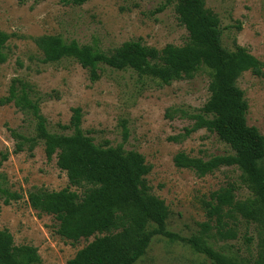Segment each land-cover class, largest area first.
I'll list each match as a JSON object with an SVG mask.
<instances>
[{
  "label": "rangeland",
  "instance_id": "rangeland-1",
  "mask_svg": "<svg viewBox=\"0 0 264 264\" xmlns=\"http://www.w3.org/2000/svg\"><path fill=\"white\" fill-rule=\"evenodd\" d=\"M176 4V0H88L75 6L62 0H0V31L10 36L4 48L7 60L0 63V99L11 92L18 97L25 94L38 105L48 130L56 134L71 133L61 126L68 125L73 109L80 108L81 128L96 145L117 147L124 143L125 151L144 156L151 166L146 177L150 193L169 208L167 229L189 238L207 221L205 203L211 194L228 182H238L241 175L235 167H222L201 177L174 163L180 152L205 161L233 154L205 128L187 133L195 125L191 116L199 114L210 98L207 72L202 69L191 78L159 85L146 74L100 66L92 80L90 72L72 58L44 62L35 44L39 37L55 35L107 54L130 41L157 50L167 45L181 47L188 43L189 35L178 19ZM204 7L218 18L226 49L242 47L264 63V0H204ZM237 86L248 105L247 124L264 137V76L244 72ZM124 127L128 130L126 141ZM14 131L35 137L31 115L10 102L0 106V152L9 153L0 168V186L21 199L6 205L0 197V230H9L17 246L37 248L41 264H67L96 236L103 235L66 240L57 234L54 216L31 207V192L61 191L70 186L69 180L57 166L56 157L47 159L42 141L32 151L26 145L23 152L15 153ZM247 195L242 191L238 198ZM210 244L239 259L253 261L257 256L255 228L244 221L236 240H212ZM137 264L212 263L183 242L155 237Z\"/></svg>",
  "mask_w": 264,
  "mask_h": 264
},
{
  "label": "trees",
  "instance_id": "trees-1",
  "mask_svg": "<svg viewBox=\"0 0 264 264\" xmlns=\"http://www.w3.org/2000/svg\"><path fill=\"white\" fill-rule=\"evenodd\" d=\"M24 1V0H20ZM88 0H62L66 5L81 6ZM176 14L186 28L189 41L162 50L140 41L124 43L107 54L96 47L64 41L55 35L35 40L44 62L55 63L72 58L88 70L92 80L96 71L106 66L117 71L133 70L146 74L159 85H170L182 78H191L204 69L210 79V98L195 120L192 131L205 128L227 144L233 154L209 160L192 158L180 152L174 157L176 167L189 169L198 176L213 174L222 167H235L240 180L228 182L214 192L205 203L207 221L197 235L180 237L167 229L169 208L150 193L146 177L151 172L142 154L117 147L96 145L81 128L82 110L75 108L68 125L61 126L69 134L52 133L38 105L25 94L11 92L0 99V106L13 102L34 121L35 137L12 132L15 153L32 151L42 141L47 159L57 158V166L66 173L69 187L61 191H34L29 204L41 214L54 216L57 234L77 242L95 235V240L80 250L67 264H137L147 253L155 237L183 242L196 254L204 255L212 264H264V137L247 124L248 105L237 86L238 78L250 71L264 76V63L246 49H226L221 40L218 18L204 7V0H176ZM10 36L0 31V63L7 60L4 48ZM124 141L128 130L124 127ZM9 153L0 152V168ZM71 187L77 190H71ZM247 191L242 199L238 194ZM4 204L21 199L0 186ZM244 221L257 234V256L249 261L214 249L210 242L234 241ZM248 243L252 238L246 239ZM37 248L17 246L7 229L0 230V264H41Z\"/></svg>",
  "mask_w": 264,
  "mask_h": 264
}]
</instances>
